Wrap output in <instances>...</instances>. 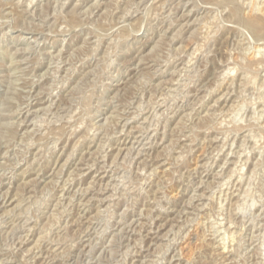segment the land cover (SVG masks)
<instances>
[{"label": "rangeland", "instance_id": "374dc122", "mask_svg": "<svg viewBox=\"0 0 264 264\" xmlns=\"http://www.w3.org/2000/svg\"><path fill=\"white\" fill-rule=\"evenodd\" d=\"M0 264H264V0H0Z\"/></svg>", "mask_w": 264, "mask_h": 264}, {"label": "bare ground", "instance_id": "6f19581e", "mask_svg": "<svg viewBox=\"0 0 264 264\" xmlns=\"http://www.w3.org/2000/svg\"><path fill=\"white\" fill-rule=\"evenodd\" d=\"M32 33V32H31ZM199 48V47H198ZM261 49H263V48H261ZM196 52V51H195ZM255 56V55H254ZM189 61H190V59H189ZM235 67V66H234ZM229 68V67H228ZM231 69V68H230ZM228 71V70H227ZM232 71V70H231ZM233 72V71H232ZM232 74V73H231ZM234 75V74H233ZM224 76V75H223ZM229 77V76H228ZM234 83V82H233ZM177 87V86H176ZM232 87V86H231ZM246 89V88H245ZM227 96V95H226ZM255 109V108H254ZM256 111V110H255ZM254 136V135H253ZM237 139V138H236ZM229 160V159H228ZM82 175V174H81ZM64 195V194H63ZM222 223V222H221ZM153 229V228H152ZM218 231V230H217ZM234 234V233H233ZM226 235V234H225ZM226 237H228V236H226ZM226 242V241H225ZM226 245V244H225ZM38 255V254H37Z\"/></svg>", "mask_w": 264, "mask_h": 264}]
</instances>
